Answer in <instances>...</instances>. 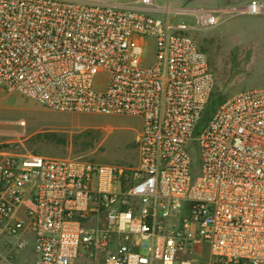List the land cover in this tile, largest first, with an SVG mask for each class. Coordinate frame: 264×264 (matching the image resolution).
<instances>
[{
  "label": "built area",
  "instance_id": "2783aa9c",
  "mask_svg": "<svg viewBox=\"0 0 264 264\" xmlns=\"http://www.w3.org/2000/svg\"><path fill=\"white\" fill-rule=\"evenodd\" d=\"M263 9L0 0L1 88L141 118L131 164L0 152V264L24 241L31 264H264V86L210 109L216 74L193 35Z\"/></svg>",
  "mask_w": 264,
  "mask_h": 264
},
{
  "label": "rangeland",
  "instance_id": "374dc122",
  "mask_svg": "<svg viewBox=\"0 0 264 264\" xmlns=\"http://www.w3.org/2000/svg\"><path fill=\"white\" fill-rule=\"evenodd\" d=\"M207 1L157 0L175 6ZM193 35L215 71L214 94L218 101L242 89L264 86V9L259 14L226 17ZM152 56V46L144 48V60L149 62ZM140 126L138 115L55 110L0 87V152L83 156L103 163L131 164L137 159L136 134ZM194 152L195 147L192 153L196 157ZM28 243L24 241L18 247L16 264H31L32 247Z\"/></svg>",
  "mask_w": 264,
  "mask_h": 264
},
{
  "label": "crops",
  "instance_id": "0c3cea01",
  "mask_svg": "<svg viewBox=\"0 0 264 264\" xmlns=\"http://www.w3.org/2000/svg\"><path fill=\"white\" fill-rule=\"evenodd\" d=\"M250 0H243L242 2H237L236 0H208L207 3H200L199 5H216L219 3H230V4H246ZM264 3V0H260Z\"/></svg>",
  "mask_w": 264,
  "mask_h": 264
},
{
  "label": "trees",
  "instance_id": "16d2710c",
  "mask_svg": "<svg viewBox=\"0 0 264 264\" xmlns=\"http://www.w3.org/2000/svg\"><path fill=\"white\" fill-rule=\"evenodd\" d=\"M221 101L222 100L218 101L216 99V97H215V94H213V98H212V101H211L210 109H214L219 104V102H221Z\"/></svg>",
  "mask_w": 264,
  "mask_h": 264
}]
</instances>
